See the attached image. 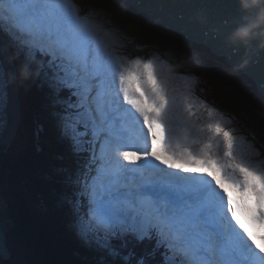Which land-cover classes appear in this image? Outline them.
<instances>
[{
  "label": "snow or ice",
  "instance_id": "obj_1",
  "mask_svg": "<svg viewBox=\"0 0 264 264\" xmlns=\"http://www.w3.org/2000/svg\"><path fill=\"white\" fill-rule=\"evenodd\" d=\"M133 6L212 9L232 22L244 15L238 0H135ZM82 19L87 17L75 0H0V34L26 55L47 58L53 69L49 87L75 97L55 113L61 135L72 153H88L82 169L47 173L66 194L43 207L41 193L56 194L28 163L29 104L16 65L6 63L0 47V264H66L53 259L55 233L42 232L37 222L38 214L64 202L72 205L78 239L112 257L120 255L112 241L130 236L154 240L155 249L164 250L163 264H264V144L257 147L255 134L251 141L238 139L225 127L218 110L194 95L198 77H182L178 88L174 79L162 78L159 54L125 62L113 53L127 37L111 30L105 33L110 46H102L92 28H82ZM181 30L191 33L188 25ZM255 74L264 94V61ZM199 108L211 118L203 126L192 119ZM228 186L253 197L254 206L234 200Z\"/></svg>",
  "mask_w": 264,
  "mask_h": 264
},
{
  "label": "trees",
  "instance_id": "obj_2",
  "mask_svg": "<svg viewBox=\"0 0 264 264\" xmlns=\"http://www.w3.org/2000/svg\"><path fill=\"white\" fill-rule=\"evenodd\" d=\"M166 46L169 47H166L165 54L179 64L184 54L182 48L170 44ZM43 59L34 58L36 61L34 64L24 62L23 59H16L14 63L17 67L20 91L29 104L24 120L28 163L34 166L39 182L50 185L55 192V197L49 191L41 193L42 206L51 208L53 199L62 198L66 190L55 181L46 179L47 173L53 168L75 171L79 163L87 162V153L79 155L72 153L68 146L70 141L61 135L55 113L64 111L66 103L73 102L75 98L71 97L66 89L58 94L53 92L49 87L52 73L50 69L45 72L42 66ZM23 66H27L31 73L26 80H21L19 75ZM198 68L200 69L198 72L203 76L206 95L214 107L242 116L249 128L251 127L249 129L251 139L255 134L258 146L264 144V113L255 111L250 94L216 68L207 65ZM41 80L44 81L43 84ZM57 100L65 103H56ZM37 222L42 232L52 231L59 240L53 257L56 261L66 264H125L124 257L133 253L131 264H139L140 257L146 259V264H163L160 255L164 250H156L154 240L137 242L130 236L115 240L113 245L120 253L118 257L109 256L82 243L72 230L74 215L72 205L68 202H64L46 216L38 214ZM135 260L138 261L135 263Z\"/></svg>",
  "mask_w": 264,
  "mask_h": 264
},
{
  "label": "rangeland",
  "instance_id": "obj_3",
  "mask_svg": "<svg viewBox=\"0 0 264 264\" xmlns=\"http://www.w3.org/2000/svg\"><path fill=\"white\" fill-rule=\"evenodd\" d=\"M75 2H78V4L80 5L79 8L83 12V17L90 18L91 20L93 18L94 21L92 22H94L93 25H95L94 28L97 31L98 24L102 26L100 28H103L104 32L102 33V36L99 37L100 41L103 42L102 46H104L105 41H111L110 37L105 35V33L111 30L119 29L125 37H132L129 38L131 41H129L127 38L124 44L121 46L124 52L121 53L122 56H124L125 58H135L137 56H140L141 58L147 59L152 58L154 54H159L160 59L157 60L158 63H163L164 67L167 66V69L164 72L165 77L174 79L176 83L179 82V88V86L182 84V77H189L195 75L199 78V82L195 88L194 95L200 100L208 102L212 107H214V105L209 101L206 95L205 87L203 85V76L198 72L200 70L198 67L207 65L216 68L218 71L222 72L227 78L232 79L234 82L240 84L242 88H244L250 94L255 111L264 113V103L255 97V93L251 90L249 86H247V84L242 79L240 80V78H234V76H232L229 71L225 70V67H223V65H217L213 61L206 59L201 54L198 48H185L176 40L163 34V32L161 33L158 30L156 31L152 28H146L144 25H141L140 22H138L139 20L137 21L139 23L137 25L134 17L130 13H128L125 8L121 14L115 13L114 7L118 3L114 2L113 0H75ZM81 22L83 23V21ZM91 28L93 29V27ZM127 31H130L128 32V36L125 35ZM95 34L93 36L94 40H96L97 37L95 36ZM167 44L182 48L184 54L182 55L179 64L173 63L172 61H166L167 57L170 58L169 55L165 54V51L167 49L166 47H169L166 46ZM30 63H33L32 60L30 61ZM41 82L43 84L44 81L41 80ZM216 109L218 110V115L222 116L223 119L225 118V116L229 117L230 125H228V127L229 129L234 130V134L237 136L238 139L246 138L247 140L251 141V137L249 135V129L251 127L249 128L248 124L245 123V119L242 116L224 111L220 108ZM38 136L41 135L38 134ZM257 147H259L258 144ZM261 151L264 150L261 149ZM78 168L82 169L83 167L79 166ZM160 256L163 260V256ZM139 259L143 260L144 264H146L145 258L140 257ZM137 261L138 260H135V263Z\"/></svg>",
  "mask_w": 264,
  "mask_h": 264
},
{
  "label": "bare ground",
  "instance_id": "obj_4",
  "mask_svg": "<svg viewBox=\"0 0 264 264\" xmlns=\"http://www.w3.org/2000/svg\"><path fill=\"white\" fill-rule=\"evenodd\" d=\"M113 1L116 3L122 2L124 4V8L128 11V13H130L134 17L137 25L139 24L138 22H140V24L144 25L146 28L148 27V28H152L156 31L158 30L161 33L163 32V34H165V35L171 37L172 39L176 40L178 43H180L185 48H188V49H195V48L197 49L198 48L200 50L201 54L206 59L213 61L217 65H223V67H225V70L229 71L231 73V75L234 76V78H238V79L240 78V80L242 79L247 84V86H249L251 88V90L255 93V97L264 103V94L261 93L259 78H258V75L255 74V70L257 68L253 67L248 62V65L244 69L239 70V71H234V69L237 68L238 65L241 63L240 61H237L235 59L237 47H234V46L224 47V48L223 47H217L213 42L195 39L191 36H188V35L180 32V31H178L175 28L169 27V26L164 25L163 23L157 21L150 14L146 13L145 11H143L141 9H137L131 3H129L127 0H113ZM76 4L78 6H80L78 4V2H76ZM81 14H83L82 11H81ZM92 21H94L93 18H92L91 22ZM92 24H94V22H92ZM98 25H100V24H98ZM98 27H99V29H103V28H100V27H102L101 25ZM95 32H96L95 36H97L96 41L99 42L100 41L99 37L102 36L103 32H100L99 30L97 31L96 29H95ZM128 32H130V31H127L125 35L128 36V34H129ZM130 37H127L129 41H131L129 39ZM99 43H101V45H103V42L100 41ZM105 43L109 45V44H111V41L107 40V41H105ZM116 51L119 53H124L123 49L121 47L118 48ZM7 57H8V55H7ZM2 58L5 59V56L0 55V60H3ZM124 59L125 60H131L132 57H130V58L124 57ZM166 59L168 61H172L173 63L177 64V62H174L172 59H170L168 57ZM6 61H9V60L7 59ZM166 67L167 66L164 67V70L167 69ZM162 78H163V76H162ZM177 87H178V84H177ZM177 95H179V92L177 93ZM196 111H197V115L195 117H193L192 119L197 123L198 126H200L199 124H202V122H204L206 124L211 119L208 116L207 111H205L203 108H199ZM223 122H225L226 126L230 125L229 124V117L225 116V118L223 119ZM227 129H229L228 126H227Z\"/></svg>",
  "mask_w": 264,
  "mask_h": 264
},
{
  "label": "water",
  "instance_id": "obj_5",
  "mask_svg": "<svg viewBox=\"0 0 264 264\" xmlns=\"http://www.w3.org/2000/svg\"><path fill=\"white\" fill-rule=\"evenodd\" d=\"M134 5L135 0H127ZM145 4L162 5L176 4L181 0H142ZM204 3H212L213 0H203ZM137 8V7H136ZM150 14L154 19L175 28L178 31L186 34L181 30V26L188 25L191 28V33L186 34L195 39L213 42L217 47H237L235 59L242 62L245 57L246 49L240 45H231L228 43L230 34L243 22V18L239 22L227 21L225 18L217 14L212 9H192V10H165L162 8H137ZM251 52L249 54V63L258 68L259 62L264 61V49H259L256 42L250 45Z\"/></svg>",
  "mask_w": 264,
  "mask_h": 264
},
{
  "label": "clouds",
  "instance_id": "obj_6",
  "mask_svg": "<svg viewBox=\"0 0 264 264\" xmlns=\"http://www.w3.org/2000/svg\"><path fill=\"white\" fill-rule=\"evenodd\" d=\"M243 22L230 34L228 43L231 45L243 46L245 57L234 71L244 69L249 62V54L251 52L250 45L256 42L259 49H264V0H238ZM124 11V4L118 3L114 7V12L121 14ZM90 23H83L82 28H91ZM30 70L27 66L20 69L21 80H26L30 76Z\"/></svg>",
  "mask_w": 264,
  "mask_h": 264
}]
</instances>
